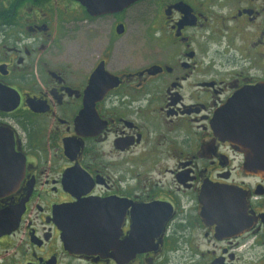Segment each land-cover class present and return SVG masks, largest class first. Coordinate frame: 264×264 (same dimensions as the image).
<instances>
[{"label":"flooded vegetation","instance_id":"obj_1","mask_svg":"<svg viewBox=\"0 0 264 264\" xmlns=\"http://www.w3.org/2000/svg\"><path fill=\"white\" fill-rule=\"evenodd\" d=\"M117 5L0 0V264H264V0Z\"/></svg>","mask_w":264,"mask_h":264},{"label":"water","instance_id":"obj_2","mask_svg":"<svg viewBox=\"0 0 264 264\" xmlns=\"http://www.w3.org/2000/svg\"><path fill=\"white\" fill-rule=\"evenodd\" d=\"M82 1V4L84 7H86L87 11L91 14L92 12H95V11H101L102 9L103 10H106L109 6H112V3H113V6L111 7V10L112 9H116L118 8V3H121L122 5H129V4H132L135 0H81ZM8 104H5V106L7 105L10 108H15L16 107V100L18 98V95H16V92L11 90V92H8ZM6 103V102H5ZM226 112H229L227 109L224 110ZM228 134H231L230 132ZM248 160H250V162L252 164H256L258 162H264V155H257L256 157L255 156H249L248 157ZM256 160V161H255ZM264 164V163H263ZM19 166V165H18ZM20 168L17 167V170H19ZM259 173H262L264 172V168H259L258 167V170H257V174ZM206 194H202V199H201V202L203 204V208H202V211H201V215L203 217L204 220H206L208 218V208H207V204H206V198H205ZM78 221V219H76ZM79 222V221H78ZM72 220L68 221V222H62L63 224V232L65 233L66 237H69L71 234L70 232L68 231L69 229H72ZM79 236H81L79 234ZM78 236V237H79ZM88 238H93L95 237V234H92V235H87ZM73 237V236H72ZM130 238H127L126 239V242L127 244L126 245H131L130 244ZM125 242V243H126ZM66 245H70V246H75V247H78V248H88L89 250L91 249H97V245L96 243L93 241V240H89V241H85L84 239L83 240H76L75 242H68ZM142 248V246L140 245H132L131 246V249L133 250H140Z\"/></svg>","mask_w":264,"mask_h":264}]
</instances>
